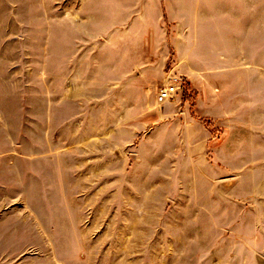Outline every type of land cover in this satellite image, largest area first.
Returning a JSON list of instances; mask_svg holds the SVG:
<instances>
[{
	"label": "rangeland",
	"instance_id": "rangeland-1",
	"mask_svg": "<svg viewBox=\"0 0 264 264\" xmlns=\"http://www.w3.org/2000/svg\"><path fill=\"white\" fill-rule=\"evenodd\" d=\"M0 264H264V0H0Z\"/></svg>",
	"mask_w": 264,
	"mask_h": 264
},
{
	"label": "built area",
	"instance_id": "built-area-1",
	"mask_svg": "<svg viewBox=\"0 0 264 264\" xmlns=\"http://www.w3.org/2000/svg\"><path fill=\"white\" fill-rule=\"evenodd\" d=\"M185 90V81L179 77H173L157 94V103L164 105L173 102Z\"/></svg>",
	"mask_w": 264,
	"mask_h": 264
}]
</instances>
